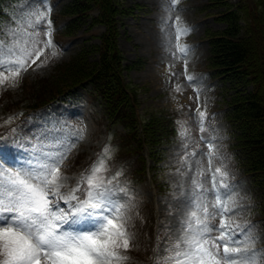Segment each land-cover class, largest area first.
<instances>
[{"label": "snow or ice", "instance_id": "snow-or-ice-1", "mask_svg": "<svg viewBox=\"0 0 264 264\" xmlns=\"http://www.w3.org/2000/svg\"><path fill=\"white\" fill-rule=\"evenodd\" d=\"M179 3L180 0H169L162 5L168 13L162 25L169 29V45L179 49L187 70L193 46L181 40L192 28L180 15L175 16V28H169L171 14ZM51 11L48 0H28L26 15L16 18L8 30L0 28V84L11 81L15 86L31 66L29 62L36 63L42 54L45 58L36 66H43L48 59L45 49L51 47L55 57V49L65 47L53 39ZM187 79L200 95L201 78L189 74ZM208 115L206 108H197L201 139L209 151L189 153L188 144L183 145V160L189 171L195 166L196 156L206 155L208 165L214 158L224 159L217 151L218 137L204 135ZM51 130L58 135L50 137ZM64 131L57 120L36 135H18L11 128L0 137V264H123L129 258L123 250L133 247L130 208L134 196L120 179L124 175L122 168L114 166L113 146L105 144L75 185L64 191L69 180L61 171L64 160L83 137L81 132L74 140L64 136ZM177 131L182 140L189 139L186 124L178 121ZM19 150L27 153L23 160ZM198 175L199 179L192 180L191 190L185 189L182 194L184 209L177 234L167 242L166 255L156 256L154 264H264V249L254 246L259 239L255 225L231 224L227 219L237 209L236 202L230 199L236 187L227 179L230 174L215 167L211 171L212 187L208 189L204 187V169ZM211 197L217 203L210 207ZM217 215L222 217L219 226L211 223ZM215 231L219 237L212 235Z\"/></svg>", "mask_w": 264, "mask_h": 264}, {"label": "rangeland", "instance_id": "rangeland-1", "mask_svg": "<svg viewBox=\"0 0 264 264\" xmlns=\"http://www.w3.org/2000/svg\"><path fill=\"white\" fill-rule=\"evenodd\" d=\"M70 1L48 0L52 5L50 18L55 28L53 39L59 45L65 47L55 49L58 52L55 57L52 56L53 49L51 47L45 49L44 53L48 59L43 66L37 67L36 65L44 60V54L36 60V63L29 62L31 66L21 74L15 86L12 85L11 81L0 84V95L5 88L7 90L9 88L13 95L12 97L8 95L0 97V119H3V125L11 128L17 123L15 129L18 135H36L43 131L49 122L55 123L57 120L61 121L64 127V136L75 140L78 133H83V137L78 139L75 146L71 148L61 169L69 177L63 189L64 191L70 190L75 185L88 158L94 157L101 151L100 145L103 135L100 132L103 130V125L98 121L102 112L100 105L91 100L84 90H80L77 96L62 102L52 103L49 107L37 112L35 117H21L20 120L19 112L5 111L4 104L9 98L14 102L25 97L21 87L23 80L54 77L52 66L54 62L63 64L68 62L80 46L91 38L90 41L98 42L103 27H94L90 29V32H87L85 29L88 24L84 25L74 37L66 40L58 39L57 28L64 21L62 19L55 20L54 16ZM223 1L180 0L179 5L176 6V11L171 14L173 19L169 23L170 29L175 28L176 15H180L183 21L192 28V31L181 40V43L193 46L187 57L186 70L185 58L180 56L178 48L169 45L166 35L169 29L162 25V18L168 15L162 5L168 4L169 0H120L124 7L133 9V14L122 20L123 26L120 27L118 44L125 58V65L134 64L132 69L124 72V77L126 83L133 84V88L138 90L136 102L138 103L140 115L142 118L149 120L151 113L174 111L180 117L181 124L187 125L189 133L187 141L177 136L173 143L157 147L161 151L162 159L159 161L148 160L147 164L151 168L150 178L148 179L144 178L136 182V178L129 167L128 171L124 164H114L117 169L122 168L124 175L120 179L126 184L131 195L134 196V202L130 208L131 219L136 221L143 219L151 223L153 220V226L142 221L139 224L140 229H132L134 232L133 244L137 253L134 257L136 258L139 254L140 258L135 259L127 254L129 258L123 264L125 262L154 264L156 256L166 255V244L177 234L179 220L183 213L182 194L184 190H191L192 180L200 178L198 175L200 169H204V176L207 177L204 180V187L206 189L211 188V171L215 167L226 170L230 174L227 179L236 186L230 199L236 202L237 209L228 215V221L231 224L240 225L253 223L255 234L259 236L254 246L264 249V228L257 221V217L260 216L257 211L259 201L255 199L257 193L254 192V188H251L248 179L234 168L227 157L224 144L228 137L225 135L226 125L221 118L219 84L210 77L208 68L210 53L206 39L207 32H218L224 29L225 24L217 21L216 17L226 10L222 6L216 8L209 4L212 2L217 6ZM226 1L230 4L239 2V0ZM27 4L28 0H3L1 5L8 17L0 22V28L8 30L16 18L24 17ZM47 27L48 25L45 23L43 28L46 29ZM163 44L164 47L161 48L160 46ZM173 51H175V55L172 54ZM189 74H196L197 77L201 78L203 90L200 95H197L194 86L188 82L187 77ZM178 85L179 91L177 90ZM197 108L207 109L209 115L204 135L209 138L214 135L218 137L215 141L217 151L223 155L224 159L214 158L212 165H208L206 155L204 157L196 156L193 158L195 166L193 170L189 171L186 162L183 160L185 152L183 145L188 144L187 151L189 153L193 150L197 153L201 151L207 153L209 151L208 144L201 139L200 125L196 121ZM9 117H12L10 122L8 121ZM114 130L119 131L121 127H115ZM48 135L54 137L58 133L51 130ZM112 152L114 153V160L116 151L112 149ZM18 154L21 160L27 156V153L23 150H19ZM96 158L93 160H96ZM201 160L202 163H197ZM177 169H180V171H177ZM217 176L219 177V174ZM216 203L214 197L209 199L210 207L215 206ZM229 207H231V203H229ZM221 219L222 217L217 215L212 218L211 223L219 226ZM140 230L146 232L145 236L138 233ZM212 235L219 237L220 233L215 231ZM158 238L159 245L157 247ZM137 240L140 241L137 242ZM144 248H146L145 251H143ZM149 258H152L150 263Z\"/></svg>", "mask_w": 264, "mask_h": 264}, {"label": "trees", "instance_id": "trees-1", "mask_svg": "<svg viewBox=\"0 0 264 264\" xmlns=\"http://www.w3.org/2000/svg\"><path fill=\"white\" fill-rule=\"evenodd\" d=\"M1 1L0 19L5 17ZM209 5L226 8L216 17L225 24L224 29L208 31L206 39L210 76L220 84L222 117L228 125L227 151L235 167L248 178L257 193L258 221L264 228V0H239L236 4L224 0L220 5L212 2ZM132 14L133 9L124 7L120 0H71L58 13L57 17L66 21L58 30V36L61 39L74 37L86 24L87 32L102 26L98 42L90 41L91 38L68 62H54V77L23 80L21 87L25 97L14 102L9 98L4 106L5 111L18 110L21 117H31L45 104L69 97L80 87L89 85V95L102 107L100 122L106 142L117 150L114 164L121 162L127 170L129 167L138 181L144 179L143 149L147 147L153 161L161 160L157 147L176 140L178 121L180 124L181 121L174 111L151 113L149 120L137 115L138 90L126 83L124 77V72L134 64L125 65L118 44L122 20ZM6 90L0 97L13 96L9 88ZM3 124L0 119V137L11 129ZM115 125H121L124 132L111 133ZM142 221L153 226V220L151 223L131 219L132 229H140ZM144 230L137 232L145 236ZM123 251L132 257L137 255L134 244ZM139 258L138 254L135 259Z\"/></svg>", "mask_w": 264, "mask_h": 264}, {"label": "bare ground", "instance_id": "bare-ground-1", "mask_svg": "<svg viewBox=\"0 0 264 264\" xmlns=\"http://www.w3.org/2000/svg\"><path fill=\"white\" fill-rule=\"evenodd\" d=\"M160 47L163 48L164 47V44L162 46H160Z\"/></svg>", "mask_w": 264, "mask_h": 264}]
</instances>
